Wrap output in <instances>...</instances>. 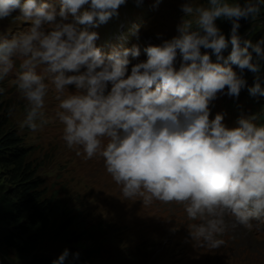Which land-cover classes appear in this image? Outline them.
<instances>
[{
  "label": "rangeland",
  "instance_id": "obj_1",
  "mask_svg": "<svg viewBox=\"0 0 264 264\" xmlns=\"http://www.w3.org/2000/svg\"><path fill=\"white\" fill-rule=\"evenodd\" d=\"M192 2L170 0L162 7L153 8V2L149 5V0H143L138 7L130 4L118 22L126 17L141 23L138 27L143 28L138 33H142L144 42L164 40L178 25L175 17L178 9ZM229 5L237 7L239 2L233 0ZM149 7L154 10L153 14H149ZM217 14L221 15L219 11ZM63 20L67 24L73 22L79 28L77 33L83 34L85 22L82 23L84 18L79 8L73 9L67 18L54 21L47 16L11 12L0 7V42L10 48L0 56V99L10 108L12 124L26 146L36 149L27 160L40 168L39 176L49 194L56 193L86 227L100 231V242L85 239L81 243L90 254L97 250L96 256L91 254L92 258L83 264L94 260L95 264H264V235L218 236L210 223L203 220V212L193 210L186 197L172 198L166 194L163 203L156 200L155 188H162V179L168 174L169 138L179 131L184 135L191 121L183 126L181 117L172 114L164 120V128H159L154 121L146 122L139 129L141 135L130 145L119 128L124 124L119 121L112 126L101 124L96 117L97 110L81 112L90 114L88 118L76 115L68 120L71 112L58 116L55 97L70 99L78 111L91 101L99 102L102 105L98 111L100 116L109 112L103 97L107 98L106 102L119 106L126 98V86L115 84L118 92L111 91L109 82L115 80L114 71L97 65L82 66L74 62L70 82L42 83L44 79L49 80V76H36L31 72L34 62L51 61L47 53L51 46L72 47L62 31ZM257 29L258 33L264 32L261 26ZM256 34L255 31L251 35ZM185 36L184 31H178L176 40ZM22 68L24 71H20ZM39 71L42 72L41 67ZM86 79L90 86H102L103 97L83 96L79 86ZM66 86L69 89L61 94L59 88ZM46 98L48 105L43 116L38 102L45 103ZM138 116L146 121L157 117L144 106ZM236 117L232 112L228 121L234 123ZM60 120H68V123L62 124ZM8 189L9 185L0 177V229L2 224L6 226L7 216L13 211L6 196ZM50 241L52 239H46L47 246ZM54 243L47 253L43 250L39 256L52 258L59 251L69 259V248ZM233 245L242 250L241 255L234 252ZM8 256L2 259L0 252L4 264H27L23 257Z\"/></svg>",
  "mask_w": 264,
  "mask_h": 264
},
{
  "label": "trees",
  "instance_id": "obj_2",
  "mask_svg": "<svg viewBox=\"0 0 264 264\" xmlns=\"http://www.w3.org/2000/svg\"><path fill=\"white\" fill-rule=\"evenodd\" d=\"M232 1L213 0L222 15L214 29H219L237 41L249 30L244 29V26L250 23L259 24L264 30V0H238L237 7L229 5ZM235 13L238 15H234ZM251 37L253 41L241 48L240 62L247 75L252 73L246 84L257 87L264 74V32H257ZM232 44H236V41ZM1 100L0 177L9 185L6 196L13 208L12 213L7 216L6 226L1 223L2 259L13 254L19 259L23 257L27 264H60L54 257L39 256L43 250L47 253L50 246H55L54 242L69 248L68 257L72 264L83 263L92 258L91 254L95 257L97 250L90 254L89 250L83 249L81 243L85 239L100 242V231L95 232L97 228L86 227L79 216L70 210V206L67 207L66 203L60 201L61 198L56 193L49 194L39 176L40 168L27 160L35 149L25 145L24 138L12 124L10 108L4 106ZM46 239H52L48 242L49 246L45 243Z\"/></svg>",
  "mask_w": 264,
  "mask_h": 264
},
{
  "label": "bare ground",
  "instance_id": "obj_3",
  "mask_svg": "<svg viewBox=\"0 0 264 264\" xmlns=\"http://www.w3.org/2000/svg\"><path fill=\"white\" fill-rule=\"evenodd\" d=\"M119 79V78H118ZM122 80H124V78L122 77ZM116 84H118L117 80H116ZM119 85V84H118ZM124 87V86H123ZM79 88L81 89L83 96L85 97L86 95L91 96V97H95L98 98V96L103 97L102 94V86H90L89 85V81L86 79L85 82H81ZM128 92L126 91L125 96H128ZM105 99V106H107L106 108H109V112L108 114H105L103 116L99 115V119H100V123H108L109 125H115L118 122V114H124V112L126 111L125 108V104L123 103L122 105H114L111 102H106V97H103ZM246 239L247 236H246ZM236 254L241 255L242 254V250H240V248L234 246V249Z\"/></svg>",
  "mask_w": 264,
  "mask_h": 264
},
{
  "label": "clouds",
  "instance_id": "obj_4",
  "mask_svg": "<svg viewBox=\"0 0 264 264\" xmlns=\"http://www.w3.org/2000/svg\"><path fill=\"white\" fill-rule=\"evenodd\" d=\"M218 11V10H217ZM218 18H219V16H218V14H217V20H218ZM216 23H217V21H216ZM216 23L213 25V27L216 25ZM212 27V28H213ZM214 29V28H213ZM219 30V29H218Z\"/></svg>",
  "mask_w": 264,
  "mask_h": 264
}]
</instances>
